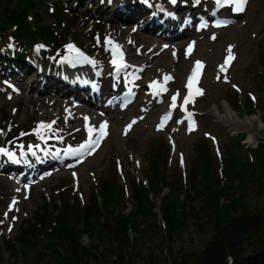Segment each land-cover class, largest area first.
I'll list each match as a JSON object with an SVG mask.
<instances>
[{
    "label": "trees",
    "instance_id": "trees-1",
    "mask_svg": "<svg viewBox=\"0 0 264 264\" xmlns=\"http://www.w3.org/2000/svg\"><path fill=\"white\" fill-rule=\"evenodd\" d=\"M37 4L32 0H0V30L17 24L18 36H26L28 41L39 36L46 41L54 40L50 25H37L36 30L32 31L27 21V15L32 12L39 20ZM62 32L64 35L67 28ZM250 112L251 107L247 105V113ZM242 138L243 135H240L234 139V150L232 147L228 149L231 157L226 189L213 176L208 149L201 144L196 150L188 188L183 192L182 200L174 194L173 181H165L158 159L154 157L147 174L148 189L133 185L132 210H126L115 183L103 181L99 195L91 192L89 201L82 209L76 203L70 205L63 198L59 204L53 201L50 208L43 202V206L36 209L31 219L25 222L26 226H21L13 244L7 243L6 248L14 257L15 244L20 245L19 253H25V250L33 252L36 246L42 245L43 249L36 254V258L39 260L48 253L52 258L51 264H128V257L131 253L134 256L141 236L150 240L160 232L165 240V258L168 256L170 259L166 264H173L175 255L179 264H264V239L259 238L252 245V254H245L243 247L246 243L254 242L255 234L264 231V200L253 212H239L237 208L242 205V198L228 196L231 192L247 189L250 178L257 181L262 177L264 147L252 151L254 162L249 163L242 152ZM165 188L168 190L164 193ZM157 201L158 207L155 206ZM231 211L237 214L230 216ZM52 221L55 222L53 226ZM159 221L165 224L166 231L163 229L161 232L163 227ZM200 221L211 232L203 247L191 253L180 249L173 253L169 239L176 237L186 222H192V225L196 223L197 228ZM80 226L81 229L78 228ZM82 234L86 235L87 244L81 241ZM155 261L152 258V262Z\"/></svg>",
    "mask_w": 264,
    "mask_h": 264
},
{
    "label": "rangeland",
    "instance_id": "rangeland-1",
    "mask_svg": "<svg viewBox=\"0 0 264 264\" xmlns=\"http://www.w3.org/2000/svg\"><path fill=\"white\" fill-rule=\"evenodd\" d=\"M56 4H54V8L56 9H62V6L59 5L57 1H55ZM37 12L40 14V18L34 19L35 24H39L40 26H44L45 24H48L52 22V16L48 14L47 11H49V5L45 1L41 2L39 1V4H37ZM64 10V9H63ZM67 19L72 18L76 14L73 13H66ZM66 19V18H65ZM66 19V20H67ZM244 20L247 21V24L243 28H237V26H234L228 30L222 31L220 34V41L216 42L213 45H207L206 47H201L199 50V53L202 54L200 56L207 58L208 61V68L206 73L209 75L212 73V68L214 63L217 61V56H220L221 46L226 41H235V43L238 44L239 47V60L237 62V65L234 68V75L235 79L238 82V84L243 88L244 91L253 90L258 96V106L255 111L254 116H258V121L260 122L259 128H257V125L251 124L248 126V129L244 132L247 134L246 139L243 141L244 144H248L251 147L255 148L259 143L264 144V123L262 122L261 118H264V108L261 107V103L264 102V78L259 75L260 70V57L261 54H264V51H262L263 43H264V0H251L250 3V10L249 13L246 15ZM239 24V23H238ZM240 25V24H239ZM82 28H80V24L78 27H76L75 32H80ZM258 33L257 37L255 39H251L250 34ZM84 33V32H83ZM86 38V35H85ZM207 49H210L209 52ZM259 75V76H258ZM30 77V76H29ZM31 79V77H30ZM31 85V88L35 85ZM28 84L24 83V87L28 88ZM30 88V89H31ZM208 94L206 96V99L204 102L200 104V109L204 111L205 116H203L200 119V127L205 131H210L211 133L218 136L220 143H221V149L224 154V158H227L225 145L231 144V137L232 135L238 131V130H230L229 128H226L218 119V112L222 113L223 110L226 107V103L224 99H227L230 103H232L231 96H234V93L231 92L227 87L225 86H213L210 85L208 88ZM0 98L3 97L0 95ZM236 98V97H235ZM42 99V97L35 96L33 94V91L30 90L29 92H23L21 96H13L11 101H3L2 102V108L7 111V113L11 116H13V120L17 121V124H20L23 126L22 128L26 129V125H29L28 121L36 119V110L37 108L36 101ZM238 99V97H237ZM241 102L244 103L245 99H240ZM243 105V104H241ZM16 107L19 109L17 119H15V115H12L10 113L11 108ZM218 109V112H217ZM231 114L237 118L239 121H244L252 116H246L245 114H239L236 111L231 110ZM261 117V118H260ZM117 120L114 119L112 122V133L110 136V139L108 142L104 145V147L96 154L84 167L79 171L80 174V181H81V191L82 194H84L85 201L88 199L89 190L91 187H95L92 184V181L90 183V179L88 178V171L91 170L95 173L97 182L107 176L108 174L113 173V166H114V157L120 156L123 158L125 162V170L126 173H131L133 170V167L130 163L127 162L125 152L123 151L122 146L125 145L131 150L134 151V153L140 158L142 169L141 173L142 175L146 171L147 165L149 164L148 158V152L152 151L156 152L158 154V162L160 165L163 166L165 161V156L167 154V147L164 145V139L163 135H156L146 125L137 127L131 134L130 137L127 138L126 141L120 140L118 137V127ZM26 124V125H24ZM248 135L252 136L254 139L253 141H248ZM202 140L200 136V132L196 135L191 136L190 138H185L183 136L180 137L179 145L180 147L186 152L187 155V171L191 169L190 166L192 164V160L194 159L195 155V148L198 144V141ZM246 156V155H245ZM244 160V158H242ZM166 166V165H165ZM254 171V168H252ZM251 169V170H252ZM167 170V177L172 178L174 176H177V169H175L174 164L171 166L166 167ZM255 175L257 172H254ZM261 174V172H260ZM227 177V175H226ZM261 180H255L250 178V181L247 183V189H242L239 192H231L230 198L235 197H241L242 198V207L238 206L239 212H253L254 209L256 210L259 208L264 200V167L262 172V177L260 176ZM67 181L69 178L64 175V173H61L60 175H55L48 179L46 183L40 184L37 187H34L32 189V192L29 196V198L26 200H21V202L18 205L19 213L17 214L18 221L17 224L14 225L13 229L10 232H7L6 225L7 221L10 220V212L8 210L7 212L8 218L5 219L6 222L4 226L2 227V232H0V264H51L52 258H50V255L44 254L43 258H39V260L36 258L37 252L34 254L31 250L26 251L25 253H18L16 256L12 257L10 255V252L5 248V244L7 241L9 242L12 240L15 235L19 232V228L22 224V222L25 220H28L32 214V212L42 206V200L45 198V196L48 198V194L50 196L54 195L52 198H56V195L59 193V186H61L62 181ZM227 182L228 179L224 182L225 185L224 189L227 188ZM176 183V180H175ZM7 186L6 184H4ZM64 185V184H63ZM54 187H56V192H54ZM227 192V191H226ZM75 196V195H73ZM6 197L4 194L1 195L0 198V218L1 217V211L4 209L5 205V199ZM71 198V197H70ZM51 199V198H50ZM228 200V199H227ZM227 200L225 204L227 203ZM53 204V202H52ZM51 204V205H52ZM159 202H155V206L158 207ZM156 211H158L156 209ZM237 213H233L231 211L230 216H234ZM55 215V214H54ZM160 220V219H159ZM162 222V221H161ZM199 227H195L196 223L192 225V222H186L184 224V227L182 228V231L177 233L178 235L173 237V239H169V243L171 242L172 252L174 253L176 250L180 249L184 252L191 253L192 251H198L200 250L204 243L211 237V232L207 228L205 224L202 223V221L198 222ZM160 225V221H159ZM162 227V226H161ZM163 229L165 230V224L163 223V228L161 232H163ZM166 231V230H165ZM174 234V233H173ZM176 234V233H175ZM143 235V234H142ZM145 235V234H144ZM262 238L264 239V231L257 233L254 235L252 243L250 244H244V251L245 254H252L254 249H252V245L256 243V241ZM83 240L86 241V238L83 237ZM165 240L160 234V232L157 234H154V237H151L150 240L143 239L141 236L138 246L135 247L134 253L132 256V253L128 257L129 263L128 264H166L167 259H169L168 256L165 258V253L167 252L163 247L165 246ZM38 243H40L38 241ZM43 244V243H42ZM40 247V248H39ZM35 251L43 249L42 245L35 247ZM16 249H20V245H16ZM164 249V250H163ZM43 251V250H42ZM44 252V251H43ZM21 254H23L21 256ZM25 255V256H24ZM152 258L156 259L155 262H152ZM170 260V259H169ZM173 264H179V259L176 258L172 261Z\"/></svg>",
    "mask_w": 264,
    "mask_h": 264
},
{
    "label": "snow or ice",
    "instance_id": "snow-or-ice-1",
    "mask_svg": "<svg viewBox=\"0 0 264 264\" xmlns=\"http://www.w3.org/2000/svg\"><path fill=\"white\" fill-rule=\"evenodd\" d=\"M144 2H147V0H144ZM170 2H171L172 4H175V3L177 2V0H170ZM220 2H221V0H215V3H216L217 5H219ZM232 2H233L234 5H235V7L233 8V11H235V12H243V11L245 10L244 6H245V4L247 3V0H232ZM194 3H195V4H199V3H200V0H194ZM10 46H11V45H10ZM68 47H69L70 50H72V51H76V50L73 48V46L69 45ZM189 47H191V45H190ZM228 52H229V56L225 58L224 65H222V66H221V69H220L222 72H223V71H226V67H227V65L230 63V59L233 58V57H231V47H229ZM113 63H116L115 59L113 60ZM200 66H201V65H200V62L198 61V62H197V67H200ZM196 75H197V73H196V69L194 68V69H193V72H192V75H190V76L188 77V84L186 85V87H188V89H189V94H188L187 96L184 97V105H187V104L190 102V100H191V98H192V96H193V78H194ZM165 79H166V80H167V79H170V77H166ZM234 87H235V85H234ZM160 90L163 91V90H165V89L161 88ZM237 90H239V89H237ZM195 92H196V94H200V90H199V89H196ZM250 95H251V94H250ZM253 99H255V98L253 97ZM172 101H173L172 107H175L176 96H173V97H172ZM181 110H182V111H186V109L184 108L183 105L181 106ZM191 115H192L191 113H187V116H186V118L189 120V129H188L189 131H193V130H194V122L191 121ZM167 119H168V116H165L164 118H162L160 124L158 125V130L163 128L164 123H165V121H166ZM178 122H179V121H178ZM40 127L43 128V127H50V126L41 125ZM129 127H130V126H129ZM103 129H104V125H101V129H100V136H101V137L104 135V131H103ZM22 135H23V134H22ZM94 144H95V146H98V144H99V138H97V140L94 142ZM85 147H88V148H89V154H91V151H94V146H93L92 143H90L89 145H81V149H83V148H85ZM0 152H3V150L0 149ZM5 154H7V155L9 156V158H12V155H13L12 153H5ZM217 154L219 155V150H217ZM181 166H183V157H182V156H181ZM73 175H75V173H74ZM27 187H28V186L25 185V188H27ZM25 198H27V196H25ZM16 203H17V201L14 199V200L11 202V204L9 205V211L12 210L13 206H14ZM5 217L7 218V212L5 213ZM15 219H16V217H12V220H13V221H15ZM0 223H3V221H0ZM8 230H9V231L12 230V226H11V225H9V229H8Z\"/></svg>",
    "mask_w": 264,
    "mask_h": 264
},
{
    "label": "bare ground",
    "instance_id": "bare-ground-1",
    "mask_svg": "<svg viewBox=\"0 0 264 264\" xmlns=\"http://www.w3.org/2000/svg\"><path fill=\"white\" fill-rule=\"evenodd\" d=\"M218 118L222 121V123L227 126L228 128H231V130H236L237 127H244L245 123L247 125L256 124L257 128L261 127L260 122L255 119L254 117H251L247 119L246 121H239L238 119L234 118L231 114V111L229 107H225L223 112L221 114H218ZM253 137L248 136V141H252ZM96 155V153L93 155V157Z\"/></svg>",
    "mask_w": 264,
    "mask_h": 264
}]
</instances>
